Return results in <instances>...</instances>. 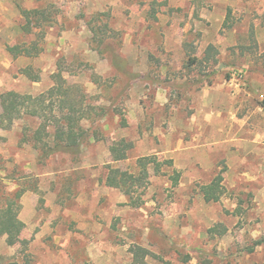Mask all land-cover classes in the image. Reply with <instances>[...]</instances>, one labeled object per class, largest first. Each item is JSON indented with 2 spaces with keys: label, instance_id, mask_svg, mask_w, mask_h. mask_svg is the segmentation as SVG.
I'll return each instance as SVG.
<instances>
[{
  "label": "rangeland",
  "instance_id": "374dc122",
  "mask_svg": "<svg viewBox=\"0 0 264 264\" xmlns=\"http://www.w3.org/2000/svg\"><path fill=\"white\" fill-rule=\"evenodd\" d=\"M36 9L47 19L26 33L21 11ZM33 43L39 55L8 50ZM59 73L105 112L76 156L43 160L37 120L0 129V209L25 190L28 242L0 235V264H136L138 247L146 264H264V245L250 252L264 239V0H0V115L2 95L37 97ZM121 140L134 148L114 162ZM150 156L180 182L149 168L134 208L106 179ZM220 174L224 197L207 203L201 188Z\"/></svg>",
  "mask_w": 264,
  "mask_h": 264
},
{
  "label": "trees",
  "instance_id": "16d2710c",
  "mask_svg": "<svg viewBox=\"0 0 264 264\" xmlns=\"http://www.w3.org/2000/svg\"><path fill=\"white\" fill-rule=\"evenodd\" d=\"M22 15L27 24L23 27L26 33H33L41 29L38 18L47 19L41 10H22ZM35 22H37L35 24ZM43 34V29L38 33ZM214 47H209V53ZM9 52L15 57H32L39 55L41 49L33 43L30 46L10 47ZM37 53H33V51ZM198 59L191 60L190 66H196ZM201 63V62H200ZM24 74L31 80L38 81L39 77L33 72V68H28ZM55 86L48 92L37 97L31 95H21L16 92H9L1 96V106L3 109L0 115V129L10 131L14 124L22 119L29 118L40 122V126L32 133L31 142L41 158L49 159L55 154L67 153L79 155L83 145L91 137L90 130L84 127L85 122L94 121L104 115L102 109L91 107L86 104L85 97L80 87L68 85L61 73L54 76ZM134 145L125 140L113 144L111 155L114 162H122L128 159V154ZM153 168L156 174L162 172L166 167L172 172L171 180L178 186L181 174L174 168L172 160L161 162L156 156L140 158L137 161V171L132 173L120 168H110L106 179L109 188L121 190L128 198L130 205L139 208L143 204V197L149 185L150 171ZM224 176L218 175L209 185L201 188L204 200L207 203H219L224 197ZM25 190L17 192L14 201H8L6 208L0 209V235L7 237V244L10 247L21 244L27 246V241L21 240V235L25 229V224L19 220V204ZM213 232V231H212ZM264 245V239L257 241L250 252L253 253L259 246ZM136 264H146L145 258L150 253L143 249L134 250Z\"/></svg>",
  "mask_w": 264,
  "mask_h": 264
}]
</instances>
